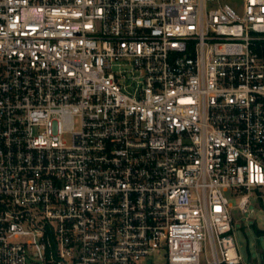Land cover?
I'll list each match as a JSON object with an SVG mask.
<instances>
[{"label": "built area", "instance_id": "built-area-1", "mask_svg": "<svg viewBox=\"0 0 264 264\" xmlns=\"http://www.w3.org/2000/svg\"><path fill=\"white\" fill-rule=\"evenodd\" d=\"M230 190L264 201V0H0V264H244Z\"/></svg>", "mask_w": 264, "mask_h": 264}, {"label": "rangeland", "instance_id": "rangeland-1", "mask_svg": "<svg viewBox=\"0 0 264 264\" xmlns=\"http://www.w3.org/2000/svg\"><path fill=\"white\" fill-rule=\"evenodd\" d=\"M225 2L239 5V0H224ZM79 128V125H77ZM64 141L69 145L72 142L71 134L64 136ZM232 205L231 212L235 222L234 239L239 253L244 259V264H264V235H259L257 230H264V201L251 199L248 212L241 211L239 207L240 195L230 190L226 192ZM153 264H167L164 252H157L151 257ZM144 259L139 264H148ZM206 260L203 256V264Z\"/></svg>", "mask_w": 264, "mask_h": 264}, {"label": "trees", "instance_id": "trees-1", "mask_svg": "<svg viewBox=\"0 0 264 264\" xmlns=\"http://www.w3.org/2000/svg\"><path fill=\"white\" fill-rule=\"evenodd\" d=\"M257 233H258L259 235H264V230H257Z\"/></svg>", "mask_w": 264, "mask_h": 264}, {"label": "water", "instance_id": "water-1", "mask_svg": "<svg viewBox=\"0 0 264 264\" xmlns=\"http://www.w3.org/2000/svg\"><path fill=\"white\" fill-rule=\"evenodd\" d=\"M148 264H153L152 260H149V261H148Z\"/></svg>", "mask_w": 264, "mask_h": 264}]
</instances>
